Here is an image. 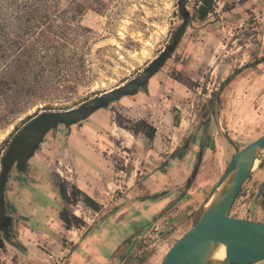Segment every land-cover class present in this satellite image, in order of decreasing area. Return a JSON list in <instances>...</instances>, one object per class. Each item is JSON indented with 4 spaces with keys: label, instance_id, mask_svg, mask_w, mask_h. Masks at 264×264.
<instances>
[{
    "label": "rangeland",
    "instance_id": "374dc122",
    "mask_svg": "<svg viewBox=\"0 0 264 264\" xmlns=\"http://www.w3.org/2000/svg\"><path fill=\"white\" fill-rule=\"evenodd\" d=\"M76 1L84 6L83 11L63 0L49 13L54 48L51 54H39L31 66L34 71L50 74L41 83V92L35 97L26 95L9 108L0 106V160L8 138L36 115L77 107L140 74L172 45L171 33L183 22L178 0ZM199 5L198 0L185 1L188 15L184 34L153 74L154 83L150 84L151 76L136 94L124 95L103 107L110 111L109 122L114 123L112 131L106 129L111 149L105 153L126 173L120 178L123 181L116 186L93 187V196H89L99 208H90L74 192L62 152L64 136L60 129L53 135L48 133L36 150V158L30 159L27 171L16 182L27 187L22 189L24 200L18 202L10 237L0 246V264H65L73 240L91 230L71 254L81 262L92 255L89 264H103L119 244L124 242L128 247L127 239L133 234L135 240L122 254L123 264H159L174 241L195 223L201 210L184 215L176 204L193 191L197 174L202 176L199 187L204 201L225 170L230 151L264 133V0H213L212 11L204 18L198 14ZM149 126L154 128L151 139L144 134ZM90 127L84 129L91 134L84 145L71 141L77 155L73 161H83L86 179L106 172L105 166L110 164L98 153L102 148L100 134ZM201 136L200 152L195 155ZM185 153L189 155L187 170L170 175V181L181 182L176 190L166 196H158L154 190L152 197L130 203L138 222L127 223L128 216L122 223L111 216L103 220L112 213L110 205L103 208L110 210L105 216L95 214L108 201L112 205L143 189L144 172L161 167L164 158L170 164ZM130 176L135 178L130 180ZM62 184L68 201L60 196ZM167 201L170 204L160 209ZM64 209L72 221L69 228L60 219ZM156 212L159 214L152 221ZM230 216L264 222V151L237 194ZM145 221L148 224L138 233ZM132 229L137 233L129 234ZM251 264H264V259Z\"/></svg>",
    "mask_w": 264,
    "mask_h": 264
},
{
    "label": "water",
    "instance_id": "95a60500",
    "mask_svg": "<svg viewBox=\"0 0 264 264\" xmlns=\"http://www.w3.org/2000/svg\"><path fill=\"white\" fill-rule=\"evenodd\" d=\"M187 15L185 12L184 16ZM172 50V45L167 46L136 77L77 107L44 111L33 117L17 133L12 159L23 162L29 157L31 147L37 145L47 128L61 123H76L88 117L101 104L107 105L124 95L137 93L139 86L150 79L156 66L164 62L167 53ZM263 151L264 133L232 154L225 170L201 205L198 219L174 241L159 264H251L264 259V222L230 216L239 190ZM200 160L201 156L196 165H199ZM220 245L224 246L225 256L221 260H213L212 253Z\"/></svg>",
    "mask_w": 264,
    "mask_h": 264
},
{
    "label": "trees",
    "instance_id": "16d2710c",
    "mask_svg": "<svg viewBox=\"0 0 264 264\" xmlns=\"http://www.w3.org/2000/svg\"><path fill=\"white\" fill-rule=\"evenodd\" d=\"M62 1L0 0V106L9 108L26 95L29 97L37 96L41 92V83L50 77L48 73H39L32 70L31 66H33L32 61L34 62L39 54H51L54 48L52 35L55 32L52 25H50L49 13L57 10ZM185 1L178 0L177 2L179 15L183 22L176 26L171 33L173 48L178 44L185 31L187 20V16H184L186 12L184 8ZM198 1L200 2L197 10L198 14L200 18H204L212 11L213 0ZM67 2L76 11L81 12L84 9V6L76 0H67ZM41 25H46V27L44 29L40 28ZM170 53L167 54L166 58L169 57ZM162 64L163 62L156 66L153 74L159 70ZM145 84L146 81L141 86ZM104 106L106 104H101L96 109ZM118 124L120 125V122ZM140 124L146 125L143 121ZM144 134L151 139L154 134V128L149 126V130L144 132ZM189 181L190 177L186 179V183ZM74 192L80 194L81 200L87 206L98 210L99 204L92 197L81 193L76 188ZM59 193L61 198L68 201L69 197L63 184L59 187ZM67 213L66 209L60 212V219L64 222L65 228H69L72 224Z\"/></svg>",
    "mask_w": 264,
    "mask_h": 264
},
{
    "label": "crops",
    "instance_id": "0c3cea01",
    "mask_svg": "<svg viewBox=\"0 0 264 264\" xmlns=\"http://www.w3.org/2000/svg\"><path fill=\"white\" fill-rule=\"evenodd\" d=\"M151 78V77H150ZM150 81V79L148 80ZM155 81L154 76L152 75V79L150 81V84H153ZM103 110V111H99L98 110ZM95 114H93L89 120H87L86 122H84V120H81L77 123H74L73 125L75 126H71L72 130L69 131L68 135L65 138L64 141V145H63V150L62 152L64 153V156L66 157L67 160V164L70 171V180L72 181V184L75 185L76 189L80 190L83 193H87V195H92V191H93V187L97 186V187H105V186H109L111 183L114 184L115 186L117 185L116 182L118 181H123L122 179H120L121 177H123L126 173L122 170V169H118L116 168L111 160L108 158L110 154H106L105 151L111 149L110 143H111V139L110 136L107 134L108 132L106 131V129L109 128V130L112 129V124H114L113 122L110 123L109 122V114L110 111L106 110L103 107H100ZM90 126H92V128H96L95 129V133L96 134H100L101 137H99L98 135V139L100 140V144H101V149H99V154L101 155V157L105 160V161H109L110 164H106L105 169L106 172L103 171L102 173H96V175L93 176V178L91 179H86L85 177V173H84V164L83 161L80 160V163H75L73 161V158L76 155V150L74 145L72 144V142H74V140L78 142L79 145H84V140H86L88 138L89 135L87 131L84 132V129L86 128H91ZM112 131V130H111ZM92 136L93 133H92ZM95 137V136H94ZM146 137V136H145ZM199 137V142L197 144V146H195L194 151H195V155L198 151V147L200 146V141L202 140ZM72 141V142H71ZM215 145L216 142H215ZM80 147V146H78ZM217 147V146H216ZM220 149L223 152V145L220 146ZM173 150H170L169 152H166L168 155H170L172 153ZM74 152V153H73ZM219 153V150L217 149V151L214 153L215 157H217L216 155ZM231 155L234 153V151H230ZM74 154V155H73ZM77 156V155H76ZM125 158V160L127 159L125 156H123ZM168 157V156H167ZM189 157V155H187L186 153L179 158L178 157H174L171 160V163L169 164V161H167V158H164L163 161H161V167L154 169H150L147 170L148 172H144L145 173V178L142 180L144 183V188L139 190V192H134L131 195H129V197H122L118 202H114V204H110V201H108V203L103 204L102 207H100L99 211H96L95 214H99V212L101 213L102 216H105V214H108L110 212V210H105L103 211V208H107L108 205H110V207L112 209V213H110L109 215H107L106 217L103 218V220H105L107 217L111 216L114 217V221H117L119 223L125 222V218L128 216L129 218L126 219L127 223H130L131 221L133 222H138L139 218L136 214H131V207H130V203L135 202V201H139V200H145L148 199L150 197H152L154 195V193L152 194V191H157L159 194L158 196H162L173 192V190L179 187L181 182H177V181H170V175L171 177L173 175H181L182 173H184L186 169V162H188L189 160H187ZM229 157V158H230ZM225 161V159H223ZM229 160V159H228ZM262 161V160H261ZM181 163V167H179V164ZM205 163V160H203V164ZM195 165V162L193 164V166ZM204 166H202L203 169ZM134 177L130 176V180H133ZM201 173L199 172L197 174L196 177V185L195 183L193 184V191H191L190 194H188L185 199L181 200L180 202H178L176 204V206L178 207L179 211H181L182 213H184V215H192L195 214L200 208L201 205L203 204V189L201 187H199L200 182L201 181ZM84 182H86L85 186H84ZM115 191V188L112 189V193ZM109 193V192H108ZM110 197H112V194L110 195ZM111 199V198H110ZM113 201V199H112ZM171 201H167L164 204L159 205L160 209H164L166 208ZM103 211V212H102ZM161 212V211H160ZM157 214H159V212H156V214L152 217V221L156 218ZM102 220V221H103ZM100 221L98 223V225L102 222ZM148 223L145 221V223H142L139 228L137 229V232L139 233L140 228H143L147 225ZM95 229V228H94ZM129 230V229H128ZM133 231V232H132ZM92 230L88 233L85 234V236H82L81 238L79 236H77L78 240H73V249L70 253V256L67 259V262L65 264H89L90 259L92 257V255L88 256L84 261H80V259L78 257L74 258L73 255L71 256V254L73 253L74 249L76 247H78L84 240V238L86 236H88L89 234H91ZM135 233L136 230L132 229L129 231L130 233ZM136 232V233H137ZM131 233V234H132ZM138 237V235H137ZM128 241V247L127 245L123 243L119 244L118 247L116 248V250L114 251V253L107 259L106 262H104L103 264H123L124 259H122V254L125 253V251H127L131 245L132 242L135 240V237L133 236V234L130 236V238L127 239ZM123 251V252H122Z\"/></svg>",
    "mask_w": 264,
    "mask_h": 264
},
{
    "label": "flooded vegetation",
    "instance_id": "af4514ba",
    "mask_svg": "<svg viewBox=\"0 0 264 264\" xmlns=\"http://www.w3.org/2000/svg\"><path fill=\"white\" fill-rule=\"evenodd\" d=\"M139 87H141V85ZM73 124L74 123H61L55 127L47 128L37 145L31 147V155L24 159L23 162L16 158L12 159L11 157L12 149L16 143V136L19 131L12 134V136L6 141L5 149L1 154L0 160V246L4 245L9 239V235L12 232L14 225V214L17 211L18 202H23L24 200V196H22V193H24V191L22 189L27 187V184L22 183L20 185L16 182L21 178V174L27 171L30 159L36 158V150L43 142V139L46 138V135H48V133L53 135L55 134V130L60 129L59 131L61 135L64 136V140L62 142V144L64 145L65 138L68 135L69 130L71 129L70 127ZM198 152H200L199 148L197 153Z\"/></svg>",
    "mask_w": 264,
    "mask_h": 264
},
{
    "label": "bare ground",
    "instance_id": "6f19581e",
    "mask_svg": "<svg viewBox=\"0 0 264 264\" xmlns=\"http://www.w3.org/2000/svg\"><path fill=\"white\" fill-rule=\"evenodd\" d=\"M256 162L257 160L255 161L254 166ZM224 256H225L224 246L220 245L214 250L211 257L213 260H221L222 258H224Z\"/></svg>",
    "mask_w": 264,
    "mask_h": 264
},
{
    "label": "built area",
    "instance_id": "2783aa9c",
    "mask_svg": "<svg viewBox=\"0 0 264 264\" xmlns=\"http://www.w3.org/2000/svg\"><path fill=\"white\" fill-rule=\"evenodd\" d=\"M67 171L70 173L71 170L69 168H67Z\"/></svg>",
    "mask_w": 264,
    "mask_h": 264
}]
</instances>
